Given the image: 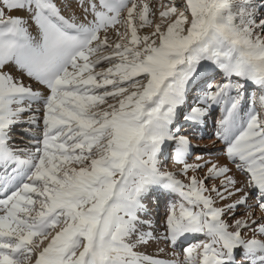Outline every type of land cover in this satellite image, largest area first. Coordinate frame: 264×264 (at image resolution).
I'll use <instances>...</instances> for the list:
<instances>
[{
  "label": "snow or ice",
  "instance_id": "snow-or-ice-1",
  "mask_svg": "<svg viewBox=\"0 0 264 264\" xmlns=\"http://www.w3.org/2000/svg\"><path fill=\"white\" fill-rule=\"evenodd\" d=\"M79 7L66 17L54 0H0V264H236L241 249L249 264H264V239L255 238L264 223L250 209L223 219L250 196L264 210V0H170L158 22L151 0ZM145 27L153 31L139 35ZM206 71L222 82L207 84L182 118L199 123L219 107L215 135L244 174L241 187L227 165L186 162L178 110ZM248 83L260 94L242 113ZM23 125L30 146H11ZM166 141L187 183L162 170ZM206 166L203 178L188 175ZM221 177L220 187L205 183ZM156 189L179 197L159 237L141 218ZM211 193L242 195L216 207ZM188 236L203 239L182 260L134 250L161 239L175 249Z\"/></svg>",
  "mask_w": 264,
  "mask_h": 264
},
{
  "label": "rangeland",
  "instance_id": "rangeland-1",
  "mask_svg": "<svg viewBox=\"0 0 264 264\" xmlns=\"http://www.w3.org/2000/svg\"><path fill=\"white\" fill-rule=\"evenodd\" d=\"M67 0H54V2L61 7L62 14L66 17L71 16L73 12L75 11L76 7H74V3L77 6H79V0H73V6L70 5L68 7L62 6L61 4H64ZM170 0H151V6L153 7V10L157 13L156 17H154V22L159 21V11L162 10L160 8V5L169 3ZM177 4L181 2V0H175ZM255 3L257 6L261 3V0H255ZM66 4V3H65ZM75 5V6H76ZM64 8V9H62ZM76 12V11H75ZM12 15H18V16H24L27 19V14L24 12H12ZM259 16H264V8H261L260 11L257 13ZM79 16V15H78ZM152 18V17H150ZM33 31V34H35L34 28L30 29ZM121 31H123V28H121ZM151 31H153L152 28L145 27L144 29L139 30V35L144 36L149 34ZM109 36L112 39H116V33L114 31L109 32ZM107 65H104L106 67ZM99 70V69H98ZM217 75H220L219 72H212V71H206L204 72L201 77L197 80V83L195 85L194 90H190L187 96V103L178 110V118L176 121V127L180 129L178 135L185 136L187 138H192L193 140H196L195 146L190 150V153L186 156V162L189 164H203L205 161H211L213 163H217L219 165H227L231 171L227 174L228 176L233 177L237 180V187H241L242 184L245 181V176L240 171H238L234 164L230 163L225 155V144L222 140L218 139L215 135L217 131V121L219 120L221 116V112L219 107H213L207 117L202 121V123H191L188 121H184L182 118V113H186L189 109V106L193 105L196 101V98L201 94V90L206 87L207 84H216L214 81V77ZM28 82V81H26ZM218 83L222 82V80L217 81ZM34 88H38L40 90L42 89V86L33 84ZM260 94V90L248 83L246 84L245 88V95L243 98V102L241 105L242 113H247L252 108V98L257 97ZM27 125L23 126H17L14 131L11 134V141L9 142L11 146L18 147V148H24L29 147V136L25 135L22 131L23 128H26ZM35 135H40L39 130L34 129L33 130ZM191 135V136H190ZM190 138V139H191ZM164 146V147H163ZM162 146V156H161V167L164 171H172L168 170L170 168V165H172L177 172L182 168L183 165L177 164L175 162V159L173 158V155L175 152H173L176 149V143L171 142L167 144V141ZM164 156V157H163ZM175 157V156H174ZM197 157H201L202 159H197ZM180 172V171H179ZM179 172H177L178 179L183 180L185 183L188 181L181 175H179ZM207 173V166L204 168H201L195 172L189 171L188 175H196L198 178H203L205 174ZM223 177L215 179V180H206V185L211 188L213 184L216 185V187H220V182ZM155 190L146 198L144 203L147 205V214L142 215V218L144 220L150 221L151 227H153V235L156 237L161 236L162 233L165 231V220L166 216L168 214V209L171 204L174 202H177L179 200V197L172 193L168 195V192L163 191L161 189H158V194L154 193ZM206 195L208 193H205ZM213 198L215 199V205L216 207H223L224 203H230L229 200L235 199L238 195H242V193H238L236 196L231 197L229 200L220 201L216 198L215 193H211ZM158 198H157V197ZM170 196V197H169ZM251 210L252 212V219H255L258 223H264V210L259 209L256 203L255 196H250L247 201V206L241 205L235 210V216L225 215L223 219H225L229 224L233 222L234 219L240 218L242 216L246 215V212L248 210ZM167 211V212H166ZM165 212V214H164ZM157 225V226H156ZM160 225V226H159ZM149 228V229H148ZM143 231H150V227L148 224L142 225ZM242 235L245 239H252L253 233L247 229H245L242 232ZM257 239H264L262 236H256ZM203 239V237L198 236H190L187 237L182 244L178 245L175 249L172 248V246L166 242H164L162 239L152 240L148 245H141L135 248L134 250L139 252L144 246V249H150L152 247V250H155V253H161L162 255H165L166 253H169L170 251L173 253V255L170 257V259H174L175 257H178L179 260H182L184 257L183 248L189 244V243H195L197 240ZM149 248H146L149 246ZM139 248V250H138ZM242 249L237 250L235 253V261L239 264H249V261L245 259L244 255L242 254ZM147 252V253H146ZM152 252V251H151ZM144 253V252H143ZM145 254H148V251H145ZM168 259V258H167ZM241 260V261H240ZM244 260V261H243ZM237 263V264H238Z\"/></svg>",
  "mask_w": 264,
  "mask_h": 264
},
{
  "label": "bare ground",
  "instance_id": "bare-ground-1",
  "mask_svg": "<svg viewBox=\"0 0 264 264\" xmlns=\"http://www.w3.org/2000/svg\"><path fill=\"white\" fill-rule=\"evenodd\" d=\"M78 2V1H77ZM77 2H76V4H77ZM66 3V4H65ZM73 4V0H67L66 2H64V4H61L62 6H64V5H72ZM75 3H74V7H76V9H75V14L78 16V15H80V11H81V9H80V7L79 6H77ZM76 5V6H75ZM73 6V5H72ZM58 7H59V5H58ZM62 9H64V8H62ZM34 28V27H33ZM34 31H35V29H34ZM214 79V81H215V83H218L217 81H219V80H222V76H221V74L220 75H217L216 77H214L213 78ZM200 123H202V121L200 122ZM191 136V135H190ZM191 138V137H190ZM190 138H187L188 140H189V142H190V145H191V147L189 148V151H188V154L190 153V150H191V148L193 147V145L195 146V142H196V140H193L192 138L190 139ZM11 141V140H10ZM171 142H174V141H167V144L168 143H171ZM164 147V146H163ZM173 152H175V150L173 151ZM187 154V155H188ZM174 156H175V153H174V155H173V158H174ZM164 157V156H163ZM183 167V166H182ZM168 170H172V172L175 170L176 171V169L172 166V165H170V168L168 169ZM180 170H178L177 172H179ZM177 172H175V173H177ZM167 192V191H166ZM154 193H157L158 194V189H156L155 190V192ZM170 194H172L171 192H168V195H170ZM239 196L240 195H238L237 197H235V199H232V200H229V202L231 203L232 201H234V200H236V199H238L239 198ZM157 197V196H156ZM170 197V196H169ZM158 198V197H157ZM225 204H227V203H224L223 205H225ZM167 212V211H166ZM164 214H165V212H164ZM142 218V217H141ZM143 219V218H142ZM145 219V218H144ZM157 226V225H156ZM160 226V225H159ZM154 227V226H153ZM153 227H151L150 226V231H152V232H154V230H153ZM149 229V228H148ZM148 231V230H147ZM189 238H190V236H188ZM192 237V236H191ZM150 247V245L149 246H147L146 248H149ZM138 250H139V248H138ZM145 251H148V255H152V256H154V257H156V258H159V259H162V260H165V261H172V260H179V258L178 257H175L174 259H170V257L173 255V253L170 251L169 253H166L165 255H162L161 256V253H155L156 251L155 250H152V247L150 248V249H144V246H143V248L141 249V251H139V252H144L145 253ZM152 251V252H151ZM147 253V252H146ZM168 258V259H167ZM172 258V257H171ZM241 261V260H240ZM244 261V260H243ZM238 262H236V264H237ZM239 264V263H238Z\"/></svg>",
  "mask_w": 264,
  "mask_h": 264
}]
</instances>
